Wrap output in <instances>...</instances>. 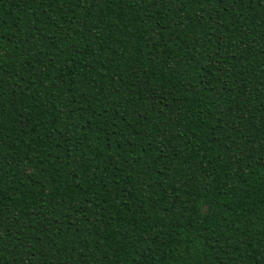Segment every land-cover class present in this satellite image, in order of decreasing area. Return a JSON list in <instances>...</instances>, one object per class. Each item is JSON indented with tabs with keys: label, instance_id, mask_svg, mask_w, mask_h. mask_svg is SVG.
Segmentation results:
<instances>
[{
	"label": "trees",
	"instance_id": "1",
	"mask_svg": "<svg viewBox=\"0 0 264 264\" xmlns=\"http://www.w3.org/2000/svg\"><path fill=\"white\" fill-rule=\"evenodd\" d=\"M0 264H264V0H0Z\"/></svg>",
	"mask_w": 264,
	"mask_h": 264
}]
</instances>
